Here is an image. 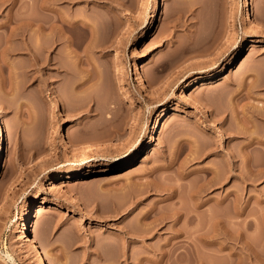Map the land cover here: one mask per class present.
<instances>
[{"label":"rangeland","instance_id":"rangeland-1","mask_svg":"<svg viewBox=\"0 0 264 264\" xmlns=\"http://www.w3.org/2000/svg\"><path fill=\"white\" fill-rule=\"evenodd\" d=\"M43 2L0 0V264H264V0Z\"/></svg>","mask_w":264,"mask_h":264},{"label":"bare ground","instance_id":"bare-ground-1","mask_svg":"<svg viewBox=\"0 0 264 264\" xmlns=\"http://www.w3.org/2000/svg\"><path fill=\"white\" fill-rule=\"evenodd\" d=\"M42 2H43V0H42ZM44 2H45V0H44ZM43 2V3H44ZM46 3V4H45ZM44 4L45 5H47L48 3H47V0H46V2H45ZM243 4V6H246L245 5V3L243 2L242 3ZM49 5V4H48ZM47 5V6H48ZM40 8V7H39ZM43 10H47V12H49L50 14L52 13V15H50L49 13L47 14V19L46 18H42V17H40V19L38 20V22H37V24H36V28H35V35H37L36 37H37V39L39 40V48H41V50H43L44 49V39L45 38H48V37H52L53 36V34H54V31L56 30L55 29V24L53 23V9H51V8H49V7H46V6H42L41 5V11H43ZM244 14H247V13H244ZM42 16V15H41ZM46 19V20H45ZM143 24V23H142ZM141 24V25H142ZM30 25V24H29ZM143 27V26H142ZM34 28V27H33ZM142 29H144V27L142 28ZM33 33V32H32ZM55 33H56V31H55ZM36 39V40H37ZM50 39V38H49ZM51 41V40H50ZM48 42V41H47ZM256 42H259V41H256ZM256 42H250L249 44H250V46H255L256 45ZM47 44V43H46ZM47 46V45H46ZM245 50H246V46L245 45H242L241 46V48H240V51L236 54V55H234L232 58H230L220 69H218L216 72H213V73H208L206 76H197V77H195V79H194V81H193V83L190 85V89L192 90L191 92H193L194 90H196L197 88H199L200 86H203V85H208V84H210V83H212L216 78H218L219 76H222V75H224L225 73H227V71H229V70H231L244 56H245ZM37 52V51H36ZM174 52V51H173ZM42 53V52H41ZM175 53V52H174ZM174 53H172V54H174ZM182 53V52H181ZM40 54V53H39ZM37 55V54H36ZM122 55V54H121ZM118 56V55H117ZM119 56H120V54H119ZM171 56H173V55H171ZM171 56H170V58H171ZM181 56H183V55H181V54H179V52H178V54L176 55H174L170 60H166L165 62H164V65H163V70H167V71H169L171 68H173V70L175 69V70H178L179 69V67H180V65H181ZM38 57H39V55H38ZM41 58V57H40ZM42 58H44V57H42ZM41 58V59H42ZM166 59H169V58H166ZM41 61V60H40ZM42 61H43V59H42ZM42 61L41 62H39V64L40 63H42ZM43 63H45V62H43ZM42 63V64H43ZM163 64V63H162ZM40 67V66H39ZM40 71H42L41 69H40ZM172 72V71H171ZM174 72V71H173ZM166 74V73H165ZM170 78V76L168 75V73H167V76H166V79L167 78ZM44 78V77H43ZM179 80V79H178ZM178 80H176V82L178 81ZM185 80H183V82H184ZM175 82V83H176ZM83 83V82H82ZM148 83V86L149 87H151L154 83H155V80H154V78L152 79H149V81L147 82ZM165 83V82H164ZM78 85V84H77ZM164 85V84H163ZM162 85V87H160L158 90H157V95L158 96H164L165 94H164V92L165 91H163V86ZM44 86V85H43ZM80 86V85H79ZM166 86H168L167 85V83H166ZM165 86V87H166ZM83 88V87H82ZM80 89V88H79ZM81 91V90H80ZM158 98H161V97H158ZM157 98V99H158ZM62 100V99H61ZM104 103V102H103ZM79 105V104H78ZM85 105V104H84ZM100 105V104H99ZM103 105H105V104H103ZM102 105V107H104ZM79 107V106H78ZM80 108H81V105H80ZM77 109V108H76ZM76 109H74V111L76 110ZM83 109H85L84 107H83ZM99 109H101V110H99ZM104 109V108H103ZM80 110V109H79ZM96 110V111H95ZM93 112H97L98 111V114H101V116H102V114L104 113V110L102 111V108H98V110L97 109H95ZM67 111V110H66ZM73 111V112H74ZM78 111V110H77ZM76 111V112H77ZM70 112H72V111H70ZM166 112H167V109L166 108H164V109H162L161 110V112H160V116H165V114H166ZM69 113V112H68ZM73 114V113H72ZM76 114V113H75ZM98 114H96V115H98ZM69 115V114H68ZM74 115V114H73ZM77 115H78V113H77ZM89 115V111L87 110V113H86V115L85 116H88ZM75 116V115H74ZM100 115H99V117H101ZM104 116V115H103ZM73 117V116H72ZM112 117V116H111ZM108 118H110V117H106V119L104 120L105 122L102 124V126L103 127H105V129H109L108 131L109 132H112V131H110L113 127L110 125V124H112V123H110L111 121H110V119H112V118H110L109 120H108ZM104 119V118H103ZM102 122H103V120H102ZM101 125V124H100ZM101 126V127H102ZM111 126V127H110ZM102 127V128H103ZM80 128V127H79ZM82 128V127H81ZM83 129V131H85L84 130V128H82ZM104 129V128H103ZM114 129V128H113ZM112 129V130H113ZM116 129V128H115ZM0 130H2V124H0ZM100 131V130H99ZM106 131V130H105ZM82 132V131H81ZM89 133V132H88ZM91 133V132H90ZM97 133V132H96ZM104 133V132H103ZM93 134V133H92ZM98 134H99V132H98ZM100 134H101V132H100ZM110 134V133H109ZM90 135V134H89ZM102 135H104V134H102ZM92 136V135H91ZM108 136V135H107ZM113 136V135H112ZM95 137V136H94ZM103 137V136H102ZM104 137H106V136H104ZM98 139H100V138H98ZM97 139V140H98ZM105 139V138H104ZM88 158V157H87ZM86 158V159H87ZM83 163H86V160L85 159H78V160H76V161H74V160H68V161H66V164H65V166H68V168H69V166H81ZM59 168V167H58ZM104 170H106V169H104ZM103 172V171H102ZM105 172V171H104ZM56 174H61V170H58L57 171V173ZM98 174H102V173H98ZM214 175V174H213ZM90 176H92L91 174L89 175H86L85 176V178H89ZM228 196V195H227ZM69 202H71L72 204H78V201L76 200V199H74L72 196L71 197H69ZM43 206H47V208L49 209V210H58V209H60L61 207H60V205H57V204H45V203H43V202H41V203H38L37 204V206H36V208H35V211H34V213L32 212V214L29 216V220H32V218H34L35 216H36V214H38L40 211H41V208L43 207ZM209 226V225H208ZM32 227V225H30V224H27V223H23L22 225H21V227H20V230H19V232H18V238H20L21 240H23V242L26 244V246H27V250H28V255L30 256V257H32L34 260H36V263L37 264H48V262H47V258L45 257V255H43V253L41 252V250H40V248H39V246H38V244L36 243V241L34 240V238L31 236V233H30V228ZM208 230L209 231H213L214 230V228H208ZM207 230V231H208ZM9 258V257H8Z\"/></svg>","mask_w":264,"mask_h":264}]
</instances>
